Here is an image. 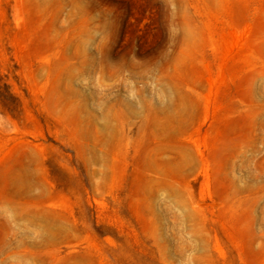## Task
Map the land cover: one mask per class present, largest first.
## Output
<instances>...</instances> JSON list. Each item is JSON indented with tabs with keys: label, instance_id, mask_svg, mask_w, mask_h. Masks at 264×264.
I'll return each instance as SVG.
<instances>
[{
	"label": "rangeland",
	"instance_id": "1",
	"mask_svg": "<svg viewBox=\"0 0 264 264\" xmlns=\"http://www.w3.org/2000/svg\"><path fill=\"white\" fill-rule=\"evenodd\" d=\"M0 264H264V0H0Z\"/></svg>",
	"mask_w": 264,
	"mask_h": 264
},
{
	"label": "trees",
	"instance_id": "2",
	"mask_svg": "<svg viewBox=\"0 0 264 264\" xmlns=\"http://www.w3.org/2000/svg\"><path fill=\"white\" fill-rule=\"evenodd\" d=\"M4 86H5V87H9V85H7V84H4Z\"/></svg>",
	"mask_w": 264,
	"mask_h": 264
}]
</instances>
